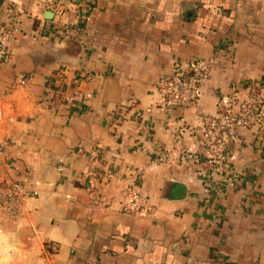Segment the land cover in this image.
I'll list each match as a JSON object with an SVG mask.
<instances>
[{"label": "crops", "instance_id": "1", "mask_svg": "<svg viewBox=\"0 0 264 264\" xmlns=\"http://www.w3.org/2000/svg\"><path fill=\"white\" fill-rule=\"evenodd\" d=\"M8 5L20 28L0 66V195L15 181L26 196L15 215L0 205V264H264V125L222 170L180 158L221 96L264 98V0H0V22ZM193 57L212 60L197 102L161 108L157 80ZM59 89L69 107L45 103ZM93 166L109 171L105 207L86 193ZM135 169L153 207L139 216L122 210Z\"/></svg>", "mask_w": 264, "mask_h": 264}, {"label": "built area", "instance_id": "2", "mask_svg": "<svg viewBox=\"0 0 264 264\" xmlns=\"http://www.w3.org/2000/svg\"><path fill=\"white\" fill-rule=\"evenodd\" d=\"M20 25L17 15L11 5L6 8V18L0 22V66L7 60L9 54V42L19 31ZM212 70V60L205 57H193L186 60L174 62V69L171 72L162 74L156 82V91L160 97L159 106L163 109H186L195 104L200 96V85L208 79ZM79 80V79H78ZM258 84H248L247 89L257 96L263 87ZM66 99L69 107L72 99L64 95V90L59 89L57 93L51 91L46 96L45 103L53 104L59 98ZM218 111L209 115L202 124L201 134L198 139V146L195 150H182L181 160L200 161L206 159L217 170L226 168L229 160L230 145L235 144L240 137V132L244 129L262 130L264 125V98L255 96L252 99H239L238 93L227 94L218 100ZM1 116V112H0ZM170 153L168 150L159 151L155 160L166 161ZM140 170L135 169L130 175L127 184L122 189V210L131 215H143L151 212V206L141 188ZM228 176L230 184L239 187L242 185L243 176L240 172H231ZM109 171L103 173L96 167H88L83 171L85 179L86 193L91 202L96 206H107L108 199L98 187V180L103 176H108ZM200 176L204 180V190L206 192L214 188V181L207 170L200 171ZM26 196V190L19 182L8 183L1 195L0 205L11 215L19 213L22 200ZM153 211V210H152ZM58 244L54 242L46 243V250L50 254L58 251Z\"/></svg>", "mask_w": 264, "mask_h": 264}, {"label": "water", "instance_id": "3", "mask_svg": "<svg viewBox=\"0 0 264 264\" xmlns=\"http://www.w3.org/2000/svg\"><path fill=\"white\" fill-rule=\"evenodd\" d=\"M186 186L182 183H177L175 186V196L178 198H183L186 194Z\"/></svg>", "mask_w": 264, "mask_h": 264}]
</instances>
